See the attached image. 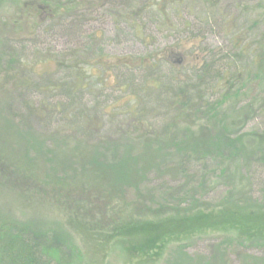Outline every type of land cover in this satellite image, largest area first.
<instances>
[{"label": "rangeland", "instance_id": "rangeland-1", "mask_svg": "<svg viewBox=\"0 0 264 264\" xmlns=\"http://www.w3.org/2000/svg\"><path fill=\"white\" fill-rule=\"evenodd\" d=\"M50 1L0 0V160L13 173L0 176V214L65 233L79 255L69 264H264L263 234L201 228L132 254L73 212L94 227L188 196L214 210L227 196L264 206V150L232 161L215 152L178 173L174 147L220 122L264 134V0H179L169 19L136 15L145 0ZM144 59L164 62L152 73ZM140 135L173 141L143 159ZM83 152L106 167L141 159L131 185L106 191Z\"/></svg>", "mask_w": 264, "mask_h": 264}, {"label": "trees", "instance_id": "trees-1", "mask_svg": "<svg viewBox=\"0 0 264 264\" xmlns=\"http://www.w3.org/2000/svg\"><path fill=\"white\" fill-rule=\"evenodd\" d=\"M41 1H44V5L47 6L52 3L50 0ZM178 1L145 0L142 8H139L140 10L138 9V12L135 13L139 15L141 12H146V15L149 14L150 17L161 14L169 19V10L176 6ZM29 3L30 5H35L37 0H29ZM160 61L164 62L163 60ZM160 61L144 59L142 64L152 73H155L160 67ZM231 87L232 84L225 89L223 97L217 100L215 104H212L210 110L213 113L224 103L225 97L227 98L226 90L227 92L232 91L233 88L231 89ZM179 105L183 107L187 106V103L179 101ZM219 125L220 127L216 128L212 124L208 130L207 127L201 128L195 138L192 132L188 133L186 131L184 135L185 139L179 141V143H175L174 147L180 149L177 152L179 154H176V156L181 155V160H179L176 167V170L179 171L178 173L184 172L183 170L187 165V161L194 159L206 160L205 158H209L215 152L230 153V160L232 161L236 158L251 156L255 152L260 153L264 150L262 149L264 134L240 135L231 131L233 127L224 126L223 122H220ZM136 140L138 146L140 145L141 147L142 154L140 157L143 159L150 154L153 155L155 151L166 145V143L173 141V139L169 138L162 140L159 136L145 137L143 135L138 136ZM115 147V145L109 146L112 153H114ZM80 157L81 161L85 160L86 168L97 172L101 182L98 183V187L106 188V191L119 188L123 185H131L129 182L132 181L131 177L134 166L141 159L128 160L117 167H106L97 163L94 158L86 157L84 152ZM6 165V163L2 164V160H0V176H5L6 178L8 176V181L11 182L10 178L13 177V173L7 171ZM149 167H152V165ZM140 169L143 171L144 168L140 166ZM12 180L13 182L16 181L14 178ZM196 188L200 187L197 186ZM92 194H86V198L88 199L86 204L92 202V205L95 207L99 194H95L94 192ZM135 204L137 203L135 202ZM201 205L198 199L188 196L182 208L178 205L168 208V206L162 204L158 208L150 210L151 218L148 217L146 219H142L144 215L138 216L134 212L141 211L139 213L144 212L143 214L147 215L149 214L147 208L141 210V208H137L138 206H136L134 207V211L129 213H124L123 209H120L117 210L116 214L111 215L107 222L101 223L99 221V224H96L94 227L83 219L84 213H80L78 210L79 206L73 212L76 218L81 219L83 225L88 226L93 234L104 237L106 240L103 238L102 240L105 243L109 241L118 243L132 254L148 253L158 247L160 248L172 236L179 235L178 238H180L186 233L196 235L198 229L201 228L224 227L226 230L238 231L241 234L264 235V206L247 204L246 200L241 198L234 199L231 196L224 198L223 203L218 206V210H214V207L209 209V206L203 207ZM104 208L107 209V207ZM114 209H117V207L110 206L109 211H113ZM134 215L138 216V218H135ZM160 215L163 216V219H156ZM152 216L155 217V220ZM72 251L73 246H71L65 233L58 232L57 234H51V232H48L44 228L38 230L36 225L31 222L22 223L12 217L10 218V216H2L0 214V264H69L73 261L74 254L78 253V251L76 253ZM78 256L77 254L76 257Z\"/></svg>", "mask_w": 264, "mask_h": 264}]
</instances>
